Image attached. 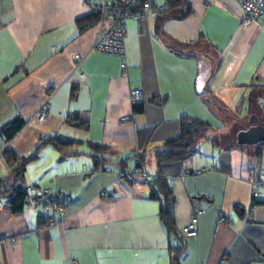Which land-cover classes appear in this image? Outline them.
<instances>
[{
  "label": "crops",
  "instance_id": "0c3cea01",
  "mask_svg": "<svg viewBox=\"0 0 264 264\" xmlns=\"http://www.w3.org/2000/svg\"><path fill=\"white\" fill-rule=\"evenodd\" d=\"M100 1L0 0V186L13 176L5 151L24 157L49 137L69 144L45 146L20 168L21 184L47 190L66 216L34 199L12 213L0 200V264H175L180 242L177 264H264V144L237 146L220 132L224 116L262 114L264 30L241 26L233 0H184L190 15L185 3L165 12L152 0L164 10L127 21L119 59L91 52L95 26L79 30ZM73 116L86 131L66 123ZM183 117L212 129L190 158L158 165ZM16 118L23 126L6 141L1 129ZM87 143L107 149L98 170ZM135 169L144 175L117 178ZM159 173L172 190L175 234L149 198ZM193 202L204 212L187 238Z\"/></svg>",
  "mask_w": 264,
  "mask_h": 264
},
{
  "label": "trees",
  "instance_id": "16d2710c",
  "mask_svg": "<svg viewBox=\"0 0 264 264\" xmlns=\"http://www.w3.org/2000/svg\"><path fill=\"white\" fill-rule=\"evenodd\" d=\"M164 3L166 7L165 12H168L180 7L185 2L184 0H164ZM185 4L188 7L186 15H190L191 11L189 9V5L187 3ZM95 19V14H91L88 17L84 18V20L80 22L82 25L79 30L82 31L83 29H85ZM148 102L152 105L160 106L164 103V100L158 97H151ZM144 107L145 105L143 103L134 104L133 112L136 114H141L144 111ZM262 113L264 115V105L262 107ZM66 123L70 126L80 128L84 131H86L88 128L87 123L80 122L75 116L67 118ZM22 126L23 121L19 118H16L1 129V134L6 141H9L16 135V133L21 129ZM210 129H212L211 125L204 121L190 117L181 118L179 121V134L177 138L165 141L163 144L164 153L156 155L158 165L180 163L190 158L196 152L199 139ZM48 145L61 150L65 149L69 144L59 143L57 139L49 137L40 141L33 152L27 156L16 157L10 151L4 152L5 160L9 167L12 169L11 172L13 176L10 185H8L7 187L0 186V200L5 199L7 201L12 213L21 212L25 205V199L27 197V193L23 189L24 186L20 182V168L22 170L26 163L36 158V155L41 148ZM87 146L93 152L92 158L95 160L94 170H98V168L100 167L99 165L105 159L102 154H105L107 152V149L101 145L94 143H87ZM258 155L259 154L256 153V156ZM16 173L18 175L14 176V174ZM149 186V198L152 200H158L160 202L159 215L165 231L167 232V234H175L176 232L172 213L173 194L167 179L162 173H159L154 178V180L149 183ZM182 249L183 243L180 242L179 246L175 248V252L172 257V260L175 264H177L178 262V258Z\"/></svg>",
  "mask_w": 264,
  "mask_h": 264
},
{
  "label": "built area",
  "instance_id": "2783aa9c",
  "mask_svg": "<svg viewBox=\"0 0 264 264\" xmlns=\"http://www.w3.org/2000/svg\"><path fill=\"white\" fill-rule=\"evenodd\" d=\"M233 1L237 3L241 11V26L246 27L255 24L264 30V0ZM163 10V7L157 6L152 0H101L94 4L91 11L92 14L96 15V19L92 21L91 25L95 26L96 30L91 52L123 59L127 21L130 19L140 20L152 11L162 12ZM23 68V64L18 66L19 71H22ZM84 77V75H80V78L83 79ZM138 95V90H132L133 101L137 100ZM47 106L46 102L37 111L36 116L39 119H44L47 116ZM138 175L143 176L144 172L139 169L122 171L118 173L117 178L121 181L130 182ZM23 189L27 193L25 205L30 204L34 199L37 204L58 212L61 218L66 216V212L49 197L47 190L37 186H24ZM102 195H106V192L102 191ZM1 206L2 203L0 202ZM203 212L204 210L196 202L191 204L190 219L184 231L185 237H196L198 217ZM50 224L53 225L55 222L50 221ZM71 264H76V262H71Z\"/></svg>",
  "mask_w": 264,
  "mask_h": 264
},
{
  "label": "water",
  "instance_id": "95a60500",
  "mask_svg": "<svg viewBox=\"0 0 264 264\" xmlns=\"http://www.w3.org/2000/svg\"><path fill=\"white\" fill-rule=\"evenodd\" d=\"M248 121V128L236 134L237 146H256L264 143V122L259 121L252 114Z\"/></svg>",
  "mask_w": 264,
  "mask_h": 264
},
{
  "label": "rangeland",
  "instance_id": "374dc122",
  "mask_svg": "<svg viewBox=\"0 0 264 264\" xmlns=\"http://www.w3.org/2000/svg\"><path fill=\"white\" fill-rule=\"evenodd\" d=\"M255 114L257 115V117L259 118V120H261L262 122H264V115L263 113L261 114V112L259 110H257L255 112ZM251 115V114H250ZM250 115L244 117V118H241L239 122H231L232 120L230 119H227L225 116H224V120H222V130L220 131L222 134H225V133H228L230 132L231 136H235V139H236V134L240 131V130H243V129H246L248 128L247 124H248V119L250 117ZM231 123V124H230ZM231 127V128H230ZM230 128V129H229ZM236 132V133H235ZM234 134V135H233Z\"/></svg>",
  "mask_w": 264,
  "mask_h": 264
}]
</instances>
